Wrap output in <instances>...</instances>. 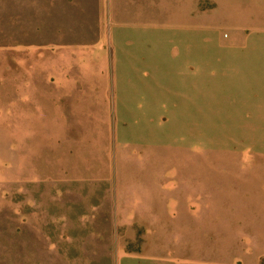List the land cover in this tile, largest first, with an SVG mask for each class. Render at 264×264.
<instances>
[{
	"label": "rangeland",
	"instance_id": "374dc122",
	"mask_svg": "<svg viewBox=\"0 0 264 264\" xmlns=\"http://www.w3.org/2000/svg\"><path fill=\"white\" fill-rule=\"evenodd\" d=\"M0 264H264V0H0Z\"/></svg>",
	"mask_w": 264,
	"mask_h": 264
}]
</instances>
